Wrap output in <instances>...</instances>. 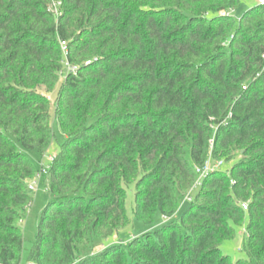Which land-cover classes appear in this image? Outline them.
Segmentation results:
<instances>
[{
    "label": "trees",
    "instance_id": "1",
    "mask_svg": "<svg viewBox=\"0 0 264 264\" xmlns=\"http://www.w3.org/2000/svg\"><path fill=\"white\" fill-rule=\"evenodd\" d=\"M239 3L0 0V264H22L38 174L23 150L50 147L53 119L65 142L28 264H264V4L236 23ZM62 43L80 69L61 82ZM210 159L232 167L182 211ZM131 186L134 217L164 225L93 254L129 226Z\"/></svg>",
    "mask_w": 264,
    "mask_h": 264
},
{
    "label": "rangeland",
    "instance_id": "2",
    "mask_svg": "<svg viewBox=\"0 0 264 264\" xmlns=\"http://www.w3.org/2000/svg\"><path fill=\"white\" fill-rule=\"evenodd\" d=\"M259 5V0H240L238 7L232 11V16L234 17L236 23L239 22L242 15L251 8H254ZM62 82L63 80L60 79ZM56 93V92H55ZM48 100L54 103L55 101V94L47 95ZM52 127H53V138L51 141L50 147L43 153L39 152H32L23 150V153L32 161L35 165L38 173H41L42 165L45 168L51 167L52 161L51 158H55L57 155L60 146L65 142V137L61 132L60 127L58 124L52 120ZM232 167V163L226 164L224 167V171L229 173L230 168ZM38 175V174H37ZM35 177L28 183L34 184L35 182L38 183V190L36 192H31L32 203L26 209L24 215L25 219L20 223V227L23 230L24 235V249L22 254V264H28L32 247L36 241L37 234H38V220L42 212L46 209L50 202V194L48 191L49 187V179L47 176H44L40 181L38 179L35 180ZM37 187V186H36ZM127 190V202H126V209L127 215L130 219L129 226L125 227L124 229L120 230L117 235L113 238L108 240L106 243L97 241L95 243V248L92 251L93 254H97L100 251L105 250L106 248L120 244V243H129L130 241L140 238L147 233H150L154 230L161 228L164 225V220L160 214H157L155 221L153 224L149 225L147 223L138 221L133 214L134 209V186H131L126 189ZM198 190L194 191L193 193V201L194 196L197 194ZM190 193V192H189ZM188 193V194H189ZM187 194V195H188ZM186 195V196H187ZM192 203V202H191ZM190 204L189 202H184V206L182 207V211L184 210L185 206ZM181 211V212H182ZM181 213L177 215L174 219L177 221L180 218ZM245 230L244 228L237 229V237L234 240H228L223 243L221 246L222 253L225 256H229L232 261L244 260L246 259V255L243 251V241L245 238Z\"/></svg>",
    "mask_w": 264,
    "mask_h": 264
},
{
    "label": "built area",
    "instance_id": "3",
    "mask_svg": "<svg viewBox=\"0 0 264 264\" xmlns=\"http://www.w3.org/2000/svg\"><path fill=\"white\" fill-rule=\"evenodd\" d=\"M259 3L263 5L264 4V0H259ZM60 8H61V3L54 2L49 7V12L51 14H53L55 17H59L61 15ZM61 47H62V51H63L64 57H65V60L62 63L63 69H62V72H61V79L62 80H66L69 76H74V77L77 76L78 73H79L80 67L72 65L68 61V59H67L68 51H67L66 43H62ZM263 59H264V56H263ZM90 64H91V62H87L85 64V66H88ZM53 160L54 159L51 158L52 162H53ZM224 167H225L224 161H213L212 159H210V160H208V162L203 167L196 168V170H195L196 176H197L196 182H195L193 188L191 189L190 193L185 197L184 202L191 203L193 201L192 196H193L194 191H196L199 188H201V186L203 184V181L211 173H214V172H217V171H222L224 169ZM49 168L50 167L45 168L42 165L41 173H38V175L35 178V180L38 179V181H40L44 176H47ZM28 189H29L30 192H36L38 190V183L35 182L34 184L28 185ZM242 208H243L244 211H247L248 210L247 204H242Z\"/></svg>",
    "mask_w": 264,
    "mask_h": 264
}]
</instances>
